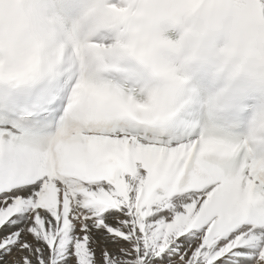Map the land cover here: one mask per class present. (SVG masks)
<instances>
[{
    "label": "snow or ice",
    "instance_id": "1",
    "mask_svg": "<svg viewBox=\"0 0 264 264\" xmlns=\"http://www.w3.org/2000/svg\"><path fill=\"white\" fill-rule=\"evenodd\" d=\"M0 264H264V107L150 85L129 38L264 0H0Z\"/></svg>",
    "mask_w": 264,
    "mask_h": 264
},
{
    "label": "clouds",
    "instance_id": "2",
    "mask_svg": "<svg viewBox=\"0 0 264 264\" xmlns=\"http://www.w3.org/2000/svg\"><path fill=\"white\" fill-rule=\"evenodd\" d=\"M222 0H203L205 5ZM17 16V7L4 5L0 29L6 30ZM129 43L150 60V85L164 92L171 86L165 75L178 81L177 102H185L184 89L199 78L204 86L206 110L225 114L233 94L245 93V103L264 107V28L245 25L235 12L201 10L178 25H161L156 39Z\"/></svg>",
    "mask_w": 264,
    "mask_h": 264
}]
</instances>
